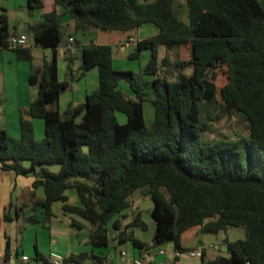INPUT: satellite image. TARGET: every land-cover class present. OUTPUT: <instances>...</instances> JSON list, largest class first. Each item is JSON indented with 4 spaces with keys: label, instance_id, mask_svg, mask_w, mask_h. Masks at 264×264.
I'll list each match as a JSON object with an SVG mask.
<instances>
[{
    "label": "trees",
    "instance_id": "obj_1",
    "mask_svg": "<svg viewBox=\"0 0 264 264\" xmlns=\"http://www.w3.org/2000/svg\"><path fill=\"white\" fill-rule=\"evenodd\" d=\"M53 2L69 13L73 33H128L145 23L158 32L137 41L127 54L134 60L142 50H151L139 73L114 69L113 47L94 43H76L81 56L77 77L72 56L67 58L64 80L58 79L55 53L40 67L31 68L29 81L37 85V93L20 112V136L13 138L0 130V167L32 176V187H42L43 198L35 200L32 208H42L48 220L52 204L60 202L64 215L90 225L92 247L107 246L113 239L111 231H118L119 241H130L140 249L144 243L126 229H145L140 212L132 210L134 193L143 190L152 202L153 246L172 243L182 252L188 249L182 248L181 234L193 226L213 234L236 227L244 230L245 237L225 238L227 253L220 249L210 258L204 252L201 264H264V5L260 0H184L187 23L178 16L176 0ZM28 7L41 9L42 0H29ZM60 16L53 9L29 25L36 45L54 50L62 42ZM8 34V17L2 10L0 47H9ZM183 44L190 45V56L176 61L178 72L170 79L160 73L169 58L158 60L156 48ZM13 50L18 60H33L29 48ZM94 67L98 87L82 103L60 112V94ZM220 68L226 82L218 87ZM145 75L152 77L149 98L144 93ZM120 81L128 83L134 99L125 96ZM218 99L223 108L247 121L248 132L205 142L202 107ZM145 101L153 109L150 126L144 121ZM116 113L125 115V123L118 122ZM30 117L44 122L41 140L34 136ZM52 165L58 170H50ZM68 190L74 191L77 205L68 203ZM128 216L130 222L121 228ZM27 220L37 221L33 215ZM69 224L78 230L83 227L73 218ZM9 250L7 246L5 260ZM65 258L80 264L86 258L104 263V258L87 252Z\"/></svg>",
    "mask_w": 264,
    "mask_h": 264
},
{
    "label": "crops",
    "instance_id": "obj_2",
    "mask_svg": "<svg viewBox=\"0 0 264 264\" xmlns=\"http://www.w3.org/2000/svg\"><path fill=\"white\" fill-rule=\"evenodd\" d=\"M43 7L41 9L36 8H29V0H0V13L2 10L6 13L8 17V27L9 32H16V33H24L28 37V45L25 48H29L32 55L33 60L31 62L26 60H18L16 57V53L13 48L10 47H0V130H4L8 135L13 138H18L20 136V129H19V121H20V112L25 110L32 99L36 96L37 87L31 86L29 81L30 71L32 67L37 68L35 65V59L37 57L38 49H47L49 50L48 57L44 58L43 60L50 59L55 53L56 61H57V76L59 80L66 79V73H62L60 71H65L67 68V58L71 55L68 54L66 50V41L69 36L73 37L74 43L76 46V51H78L77 44L85 45L89 43L99 44V45H111L115 46L119 49L120 52H125L127 49L132 48L135 46L136 42L148 37L155 35L158 30L155 27L154 33L150 36H141V37H134L133 31L128 33L118 32V31H99V30H89L86 32H78L73 33L71 29L72 20L68 12L64 11L61 7L54 5L53 0H42ZM184 4V2H182ZM177 5V4H176ZM179 5V4H178ZM177 5V6H178ZM56 9L61 14V24L62 27L65 28L67 31L66 36L63 37V40L55 49L51 48H42L34 43L32 35L29 31V25L39 22L43 19L45 13ZM182 20V19H181ZM183 22H187V20H182ZM151 24V23H145ZM143 24V25H145ZM141 25L138 29L134 30L136 33H139ZM153 25V24H151ZM154 26V25H153ZM125 41H131L129 45L121 50L119 48V44ZM77 43V44H76ZM182 46H187L190 49L189 44H183ZM164 47V46H163ZM158 48V47H157ZM156 48V49H157ZM173 49V48H172ZM172 49H167V53ZM166 53V55H167ZM113 54V52H112ZM80 55V52H79ZM140 55V54H139ZM165 55V56H166ZM113 57V55H112ZM139 58V57H138ZM137 58V59H138ZM158 60L159 56L157 55ZM162 58V57H160ZM42 60V58H41ZM76 55L73 57L72 63V72L74 77H77L78 71L75 72L73 65L77 62ZM136 60V59H134ZM145 66V65H144ZM143 66V67H144ZM78 67V66H77ZM143 67L140 69L142 70ZM78 69V68H77ZM152 77L150 75L143 76L144 81V93L146 94L145 97L149 98L152 94V89L150 85V81ZM121 82H119L120 84ZM118 84V87H119ZM76 87L75 90L72 92L71 88ZM98 87V71L97 69L91 68L87 70L81 77L74 78L70 82V87L63 91L60 94L58 100V108L60 112H63L68 105L75 106L77 104L82 103L86 96L95 90ZM126 97L134 99L135 95L132 92L128 83L124 81L122 87H119ZM149 102V101H147ZM29 120L32 123L34 136L37 140H41L44 137V122L42 119L37 117H30ZM52 171H57L58 166L52 165L48 167ZM34 177L32 176H22L16 175L13 171L5 170L0 167V254L3 256L5 248L9 246L10 256L5 260L3 264H42L43 262H48V255L50 253H56L50 250L45 256L41 250L39 245V240L48 238L49 242H53L55 240V236L51 234V221L50 218L48 220L44 219L43 210L40 207H36L35 209L32 208V205L35 200L43 198V190L42 187L33 188L32 182ZM140 191V190H138ZM137 192V191H136ZM143 195H146L144 192ZM68 203L72 205L78 204V199L75 193H68ZM135 195V193H134ZM133 195V212H139L137 207V200H134ZM61 207L60 202H54L52 207L57 206L59 204ZM61 209V208H60ZM40 210V211H39ZM31 213H28V212ZM33 215L34 218L37 220L36 222H29L27 218ZM68 217V225L70 226V218H73L80 222L83 227L81 229H77L78 231L87 229L89 231L88 236L82 240L84 245H89L92 247L90 243V225L85 221L81 220L80 218L73 216V215H64ZM42 220L43 222L40 223L39 221ZM131 220V216H128L124 220L121 221V228H124L126 224H128ZM16 223L18 224L17 232L14 234V239L11 237V230L10 224ZM145 224V223H144ZM39 227H42L44 230H47L45 234L41 235ZM72 227V226H71ZM146 227V224H145ZM75 228V227H74ZM155 229V224H154ZM154 229L152 235L148 240L142 239L139 235L138 231H142L140 226L137 227H130L126 229V232L132 231L134 237L139 239L141 242L144 243V246L140 249L135 248L130 241H119L117 238L118 231H111L110 237L113 239L107 246H104V253L103 252H96L92 248L90 249H83L82 247H77L80 244L78 239V234H74L69 230L70 238L75 237V243H69L68 247L65 248V255L59 254L63 257H67L72 254H79V253H92L97 257L104 258V263L102 264H133V260L138 258L142 255L149 246L152 244ZM30 230L32 235L28 237L27 231ZM205 234L200 231V226H193L187 230H185L181 234V245L182 248L192 250L198 245H208L211 243H215L213 240L204 241ZM72 241V239H71ZM132 245L131 247L129 245ZM75 245V246H74ZM171 248H167L164 254L159 255L157 254L155 257L154 264H180L182 256L179 257L174 256V248L173 244L170 243ZM223 246V245H222ZM220 246V247H222ZM33 249L35 252V256L31 257L27 253H25V249ZM102 248V247H100ZM155 252L157 250L154 246H151ZM223 251V250H222ZM224 252V251H223ZM224 253H227L224 252ZM21 255H26L29 258L28 262L21 260ZM216 253L214 252H206V257H214ZM227 255V254H226ZM46 259V261L44 260ZM89 262L82 264H94L89 258ZM196 264H201V259Z\"/></svg>",
    "mask_w": 264,
    "mask_h": 264
},
{
    "label": "rangeland",
    "instance_id": "obj_3",
    "mask_svg": "<svg viewBox=\"0 0 264 264\" xmlns=\"http://www.w3.org/2000/svg\"><path fill=\"white\" fill-rule=\"evenodd\" d=\"M184 0H176L177 6V12L178 16L182 20H187V17L185 15V7L182 3ZM260 2L264 5V0H260ZM187 23V22H186ZM155 26L151 24H145L141 29L139 30V33H136V31H133L134 37H141V36H150L154 33ZM67 31L65 28H63V37L66 36ZM113 47V68L117 69L119 71H125L130 70L134 73H139L140 69L149 61L151 57V50L150 49H144L140 52L139 58L136 60H131L127 57V54L132 51V48L127 49L125 52H120L119 49L115 46ZM156 54L160 57H164L166 53L168 52L167 49L163 46H158L156 49ZM37 57L35 59V65L36 67H40L45 55V58L48 57L49 50L47 49H38ZM169 58V63L166 66L161 67L160 73H163L167 75L170 79L176 77L177 75V67L175 66L176 61H186L190 56V49L187 46L182 47H175L173 48L169 54L166 55ZM80 55L79 51H76V58L78 59L76 64L73 65L74 71L79 72V65H80ZM42 58V60H41ZM49 60V59H47ZM78 66V67H77ZM78 68V69H77ZM66 69V68H65ZM67 70V69H66ZM65 71H60L62 73H66ZM190 72L189 68L184 69V73L188 74ZM67 78V74L65 75ZM62 77L64 75L62 74ZM65 78V77H64ZM119 87H122L124 84V81H120ZM226 82V74L225 70L223 68H220L217 73V78L215 80V84L220 87ZM35 84H31V86H34ZM37 87V85H35ZM76 87L71 88L72 92L75 90ZM116 117L119 123H125L126 117L123 113H116ZM202 117L207 122V130L203 134V141L208 142L211 139H217V138H226V139H234L239 134H246L248 132V123L247 121L237 112L229 109L223 108L220 100L218 99L215 103L209 106H203L202 107ZM210 117V118H209ZM153 118V109L149 102H144V121L147 126H150L152 123ZM144 191L140 190L135 192L134 200H137V207L140 212V216L142 221L146 224L145 229L139 232V236L144 239L148 240L150 236L152 235L153 229H154V220L150 214L152 202L148 195H143ZM68 193H74L73 190H68ZM59 204V203H57ZM59 205L52 207V216L50 217L51 221V234L52 236H55V240L53 242H49L48 238L39 240V247L41 252L47 256L48 252L50 250L60 253L62 255H65V248L68 247L69 243L72 242L75 243V237L70 238L69 236V230L70 232L74 234H78V239L80 244L77 245V247H82L83 249H93L96 252H103L104 253V247L102 248H94L87 245H84L82 243V240L85 238V236H88L89 231L87 229H83L78 231L76 228L71 227L68 225V217L63 216V213L61 211V207ZM38 208V207H37ZM39 209V208H38ZM40 211V210H39ZM28 213H31L30 211ZM136 213V212H135ZM114 218V217H113ZM112 218V219H113ZM40 223L43 221L40 220ZM10 226L11 230V237L14 239V234L17 232L18 224L13 223L8 225ZM40 234L43 235L47 230H44L42 227H39ZM28 237L32 235V232L28 230L26 232ZM204 241H215L216 244L219 246H222L224 244L225 238H227L230 241L236 240V239H243L245 237L244 230L242 228H236V227H230L226 231H221L218 234L213 233H206L205 234ZM72 239V241H71ZM82 239V240H81ZM84 242V240H83ZM75 246V245H74ZM132 246L131 244L129 245ZM156 250L163 249L164 251H167V248H171L170 243H166L164 245L160 246H154ZM25 253H27L29 256L34 257L35 252L34 250L25 249ZM49 256V255H48ZM28 257V256H27ZM198 257H188L186 254L182 256L180 259V264H196L199 262ZM84 263L89 262L88 259L83 260Z\"/></svg>",
    "mask_w": 264,
    "mask_h": 264
},
{
    "label": "built area",
    "instance_id": "obj_4",
    "mask_svg": "<svg viewBox=\"0 0 264 264\" xmlns=\"http://www.w3.org/2000/svg\"><path fill=\"white\" fill-rule=\"evenodd\" d=\"M8 46L10 48H25L28 45V37L24 33H16L14 31L9 32L8 34ZM131 41H125L119 44V48L121 50L125 49ZM66 50L69 55L74 57L76 55V46L74 43L73 37L69 36L66 41ZM153 247V245L151 244ZM151 246H149L144 252H142V255L138 258H135L133 260V264H154L155 263V257L157 254L162 255L165 253L163 249H158L157 252H155L153 249H151ZM221 247L216 243H211L208 245H198L192 250H185V251H178L174 250V256L179 257L182 254H186L188 257H198L201 258L202 254L205 252H214L216 254L219 253ZM21 260L28 262L29 258L26 255H21ZM4 263V258L0 254V264ZM42 264H80L75 260L72 259H66L65 257L56 254V253H50L48 256V262L42 263Z\"/></svg>",
    "mask_w": 264,
    "mask_h": 264
},
{
    "label": "water",
    "instance_id": "obj_5",
    "mask_svg": "<svg viewBox=\"0 0 264 264\" xmlns=\"http://www.w3.org/2000/svg\"><path fill=\"white\" fill-rule=\"evenodd\" d=\"M221 249H222L224 252L228 251V249H227L226 246H222Z\"/></svg>",
    "mask_w": 264,
    "mask_h": 264
}]
</instances>
